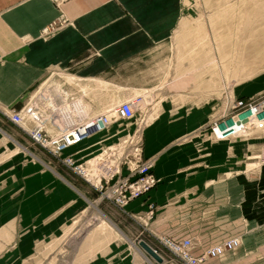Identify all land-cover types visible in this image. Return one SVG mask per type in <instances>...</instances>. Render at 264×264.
<instances>
[{
    "label": "crops",
    "instance_id": "crops-1",
    "mask_svg": "<svg viewBox=\"0 0 264 264\" xmlns=\"http://www.w3.org/2000/svg\"><path fill=\"white\" fill-rule=\"evenodd\" d=\"M178 9V0H0V233L8 220L12 230L20 219L63 226L93 199L91 186L70 169L36 157L31 139L21 143L22 129L9 116L43 92L52 100L45 130L54 134L68 122L130 99L132 91L155 90L152 76L164 58L163 17L177 16ZM59 17L66 23L43 36L42 28ZM261 92L264 85L242 86L235 95ZM186 97H144L154 114L139 142L143 157L153 159L158 182L118 208L125 232L110 223L119 235L77 264H145L136 244L144 240L153 246L150 239L157 237L190 239L193 255L242 238L237 249L203 264H264V245L258 242L264 239V164L244 163L256 159L261 134L211 130L212 119L225 116L226 102L212 103L210 95L197 103L194 95ZM106 129L63 156L96 161L116 140ZM21 151L37 162H20ZM149 204L153 215L147 224ZM162 264L182 262L170 258Z\"/></svg>",
    "mask_w": 264,
    "mask_h": 264
},
{
    "label": "rangeland",
    "instance_id": "rangeland-1",
    "mask_svg": "<svg viewBox=\"0 0 264 264\" xmlns=\"http://www.w3.org/2000/svg\"><path fill=\"white\" fill-rule=\"evenodd\" d=\"M178 3L177 16L163 17L164 40L160 45L164 58L157 76H152V83L157 84L155 90L132 91L130 99L135 100V112L130 119L118 117L114 112L118 104L103 108L112 120L106 132H112L116 140L107 145L109 150L102 151L101 168L120 164L131 157L133 149L140 150V134L154 114L153 109H146L144 97L151 101L156 96L155 101H158L169 94L177 100H184L190 94L197 103L203 96L210 95L212 103L226 102V113L221 119H226L227 130L262 135L259 128L237 123L231 105L237 98L235 92L238 88L253 89L264 85V0H178ZM140 95L144 96L141 101ZM218 129L217 117L212 119L211 130ZM22 131L20 133L25 138H20V142L26 143L30 137L25 130ZM32 145L36 147L33 151L36 157L44 162L61 163L63 152L55 156L46 148L35 143ZM20 157V162H37L23 151ZM257 162V159H245L244 163L251 168ZM89 190L93 199L87 208L78 216L63 220V226H41L43 220L20 219L18 228L15 224L12 230L8 220L0 233V264H77L102 248L115 232L119 235L110 223L124 233L118 208L100 198L98 193L96 195L93 187ZM150 218L147 216V224ZM158 240L159 237L150 239L151 247L163 260H179ZM240 240L243 242L242 238ZM258 242L264 245V239ZM137 247L145 264H157Z\"/></svg>",
    "mask_w": 264,
    "mask_h": 264
},
{
    "label": "built area",
    "instance_id": "built-area-1",
    "mask_svg": "<svg viewBox=\"0 0 264 264\" xmlns=\"http://www.w3.org/2000/svg\"><path fill=\"white\" fill-rule=\"evenodd\" d=\"M65 23L66 20L59 17L42 28L41 34L43 36L50 35ZM51 105L52 100L45 93L40 92L30 98L19 110L13 112L9 119L25 130L33 143L46 148L55 156H60L65 149L80 143L92 134L108 128L112 122L108 118L109 114L103 112L77 122H68L58 132L49 134L45 130L47 117L44 114L51 109ZM231 110L233 119L237 123L246 127L253 126L261 129L262 142L256 159L260 164H264V93L256 97L235 98ZM114 112L117 113L119 118H132L135 112V100L127 99L120 102ZM49 120L51 125L58 128L52 117ZM27 124L30 126L27 127ZM218 127V130L235 132L227 130L226 119L218 121ZM123 142H126V139ZM139 149H133L128 160H124L117 165L104 166V168L99 165V161L102 160L100 156L104 152L92 163L89 162L90 160L76 162L72 155L63 156L61 163L93 187L100 198L109 201L119 209H123L132 200L146 195L158 182L152 173L153 159L144 158L141 146ZM106 150L109 149L106 148L103 151ZM147 213L149 217H152V204H149ZM158 241L171 254L175 255L182 264H203L206 258L222 257L225 253L237 249L241 244L238 237H231L208 247L200 255H193L191 252L193 243L190 239L175 241L162 237ZM155 251L158 253L156 249Z\"/></svg>",
    "mask_w": 264,
    "mask_h": 264
},
{
    "label": "water",
    "instance_id": "water-1",
    "mask_svg": "<svg viewBox=\"0 0 264 264\" xmlns=\"http://www.w3.org/2000/svg\"><path fill=\"white\" fill-rule=\"evenodd\" d=\"M137 245L149 256L151 257L157 264H162L163 258L160 254H158L154 248L151 247L144 240H139Z\"/></svg>",
    "mask_w": 264,
    "mask_h": 264
}]
</instances>
